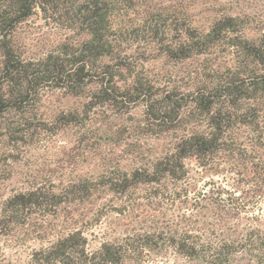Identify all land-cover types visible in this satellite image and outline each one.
Segmentation results:
<instances>
[{
    "label": "trees",
    "instance_id": "obj_1",
    "mask_svg": "<svg viewBox=\"0 0 264 264\" xmlns=\"http://www.w3.org/2000/svg\"><path fill=\"white\" fill-rule=\"evenodd\" d=\"M137 1L0 0V181L10 177L9 166L36 135L73 126L84 130L90 149L99 136L122 141L124 123L139 106L143 130L176 134L165 156H139L144 167L132 172L70 182L59 191L44 184L8 198L0 206V242L19 248L37 240L40 248L26 261L2 252L0 264H158L168 254L188 264H236L243 253L264 264V29L251 39L244 18L225 17L199 31L178 17L152 15L128 30L117 19ZM38 14L80 38L42 58H24L14 34ZM140 30L160 37L158 44L176 62L207 56L191 88L158 85L141 59L127 54L128 36ZM50 90L85 96L87 103L44 120L39 106ZM110 112L126 118L115 122ZM188 160L217 173L229 169L248 185L242 195L252 196L243 199L216 182L193 189ZM98 191L120 202L99 208L95 221L109 210L131 216L121 238L90 250L75 228L74 207Z\"/></svg>",
    "mask_w": 264,
    "mask_h": 264
},
{
    "label": "rangeland",
    "instance_id": "obj_2",
    "mask_svg": "<svg viewBox=\"0 0 264 264\" xmlns=\"http://www.w3.org/2000/svg\"><path fill=\"white\" fill-rule=\"evenodd\" d=\"M84 2L86 0H78ZM153 16L167 15L180 18L199 31H207L218 20L225 17H238L247 20L248 38L255 39L257 34L264 29V0H139L136 8L123 9L117 22L131 30V26L143 25ZM154 19H157L155 17ZM130 36V37H129ZM125 43L129 56L141 59L146 73L158 85L167 88L179 86L188 90L189 85L196 78V73L201 72L206 66L207 56H196L186 61L176 62L167 56V52L158 44L160 37L151 35L146 31L129 35ZM79 39L73 31L62 28L59 23L46 20L40 14L35 15L18 26L14 41L26 59H39L58 45L68 39ZM87 103L85 96H74L61 90H50L42 98L39 113L47 121H53L63 113L81 111ZM114 121L126 118L116 116L110 112ZM144 108L139 106L131 111V117L124 124L128 129L122 141H111L107 137L99 136L97 145L88 148L87 139H82V132L78 127H65L58 133L51 135L40 133L24 147L20 160L9 166L11 175L0 181V206L13 195L31 190L44 184H54L57 190L70 182L79 180H98L111 172H132L144 167L138 163L139 156L149 160H156L166 155L176 142L175 132L152 134L142 129L140 123L144 120ZM128 118V117H127ZM178 134L182 135V131ZM82 139V140H81ZM117 146L115 149L113 145ZM189 171V180L195 190H207L216 182L235 190L236 194L244 199L251 194H244L248 185L237 174L229 169L215 172L212 169H203L195 160L186 162ZM229 168V167H226ZM167 183V182H166ZM193 191L191 196H193ZM118 205L120 201L113 198L112 193L98 191L89 200L76 204L74 217L78 219L77 226L85 234L89 242V249L95 250L104 242L121 238L128 224L126 216L116 211L109 210L95 221V212L105 204ZM259 208L264 217V198L259 200ZM167 212V202L161 206ZM250 215V214H249ZM136 220V217L133 216ZM136 222V221H135ZM132 225H136V223ZM245 224L247 221L244 222ZM40 248V242L29 241L26 246L13 247L8 242H0V256L2 252L10 260H28L32 250ZM236 264H255L245 253L237 256ZM158 264H188L173 254L160 259Z\"/></svg>",
    "mask_w": 264,
    "mask_h": 264
}]
</instances>
